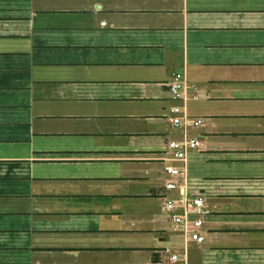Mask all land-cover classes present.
<instances>
[{
    "label": "crops",
    "instance_id": "obj_1",
    "mask_svg": "<svg viewBox=\"0 0 264 264\" xmlns=\"http://www.w3.org/2000/svg\"><path fill=\"white\" fill-rule=\"evenodd\" d=\"M184 136L200 245L164 209ZM0 264H264V0H0Z\"/></svg>",
    "mask_w": 264,
    "mask_h": 264
},
{
    "label": "built area",
    "instance_id": "obj_2",
    "mask_svg": "<svg viewBox=\"0 0 264 264\" xmlns=\"http://www.w3.org/2000/svg\"><path fill=\"white\" fill-rule=\"evenodd\" d=\"M185 83V77L182 73H176L172 76L169 91L174 100L182 99ZM172 113L174 114L172 124L175 128L185 129L200 125V121H192L187 117L181 118V110L178 107L173 108ZM199 149L200 142L188 136H184L181 140L169 141L166 146L168 157L164 160V171L169 180L165 184V189L175 195L165 198L164 209L174 232L181 236L185 246L189 243L198 245L204 243L202 234L203 217L206 213L204 201L200 196H190L182 188L186 176L188 154ZM171 260L179 261L180 257L173 255Z\"/></svg>",
    "mask_w": 264,
    "mask_h": 264
},
{
    "label": "rangeland",
    "instance_id": "obj_3",
    "mask_svg": "<svg viewBox=\"0 0 264 264\" xmlns=\"http://www.w3.org/2000/svg\"><path fill=\"white\" fill-rule=\"evenodd\" d=\"M116 127H120V126H116ZM161 127H162L163 130H165V129L166 130H170L169 125L167 123L162 122L161 123Z\"/></svg>",
    "mask_w": 264,
    "mask_h": 264
}]
</instances>
